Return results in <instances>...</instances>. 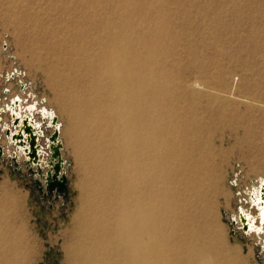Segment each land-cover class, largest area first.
<instances>
[{
  "label": "bare ground",
  "instance_id": "bare-ground-1",
  "mask_svg": "<svg viewBox=\"0 0 264 264\" xmlns=\"http://www.w3.org/2000/svg\"><path fill=\"white\" fill-rule=\"evenodd\" d=\"M152 1L139 0L136 7L133 0L113 1L117 21H104L95 12L79 13L77 20L85 29L69 30L52 47L76 58L90 79L87 92L71 97L68 108L74 119L72 135L81 155L94 164V178L84 187L87 199L76 214L77 227L68 237L63 262L242 264L228 256L210 223L218 173L212 128L203 121L202 104L178 101L184 87L167 67L173 46L164 42L165 27L160 15L153 14ZM69 15L68 22L73 19ZM227 109L237 112L239 106L233 103ZM221 110L217 126L240 131L229 126L235 121ZM250 127L245 134L254 130ZM2 201L0 264H37L39 255L16 201ZM250 207L256 216L240 208L238 221L243 229V217L247 233L264 236V181L251 191Z\"/></svg>",
  "mask_w": 264,
  "mask_h": 264
},
{
  "label": "rangeland",
  "instance_id": "rangeland-1",
  "mask_svg": "<svg viewBox=\"0 0 264 264\" xmlns=\"http://www.w3.org/2000/svg\"><path fill=\"white\" fill-rule=\"evenodd\" d=\"M113 1L0 0V86L14 82L21 91V82L28 85L32 103L53 111L62 125L68 198L46 195L23 163L16 166L10 159L0 160V203L10 197L16 201L41 260L37 264H64V248L77 227L76 214L87 199L84 187L94 178V164L81 155L72 135L74 119L68 108L71 97L87 92L89 74L76 58L52 47L58 46L69 30L85 29L77 20L79 13L95 12L104 21H117L112 14ZM133 1L136 7L139 0ZM157 2L152 1L153 14L160 15L165 27L164 42L173 46L167 67L184 87V96L178 101L202 104L206 110L203 121L212 128L211 149L218 173L212 194L216 211L210 223L216 226L214 232L229 257L242 264H264V236L245 233L238 221L240 208L256 216L250 195L264 181V0ZM71 12L73 19L68 22ZM69 42L66 46L74 50ZM77 77L81 79L78 84ZM193 84L195 88H191ZM233 103L239 106L237 112L227 109ZM221 108L235 121L229 126L236 125L240 131L217 126ZM250 125L254 130L245 134ZM52 132L46 130L48 136Z\"/></svg>",
  "mask_w": 264,
  "mask_h": 264
},
{
  "label": "water",
  "instance_id": "water-1",
  "mask_svg": "<svg viewBox=\"0 0 264 264\" xmlns=\"http://www.w3.org/2000/svg\"><path fill=\"white\" fill-rule=\"evenodd\" d=\"M21 90L25 92L24 84H21ZM29 98H32L31 95ZM22 104L27 103L17 96L9 105L0 109L1 115L9 113L11 118V125L4 126L3 132L0 133V143L3 142L4 136L7 139L5 147L0 145V160L10 159L11 165L16 166L23 163L36 183L45 187L50 195L68 198L69 182L63 157L64 144L61 140L62 126L58 124L59 118L53 111L44 113L45 108H39L35 101L24 108ZM35 114L41 116V122L35 121ZM2 121L0 118V123ZM46 130L53 132L48 136ZM241 223L243 231L247 233L248 224L243 217Z\"/></svg>",
  "mask_w": 264,
  "mask_h": 264
},
{
  "label": "crops",
  "instance_id": "crops-1",
  "mask_svg": "<svg viewBox=\"0 0 264 264\" xmlns=\"http://www.w3.org/2000/svg\"><path fill=\"white\" fill-rule=\"evenodd\" d=\"M8 90L9 94L7 96H5L4 92ZM29 91L26 93H22L20 91V87L14 83H4L3 85L0 86V108L3 109L5 106L10 104V101L12 99H14L16 96H20L22 98V100L25 102V100H27L29 98ZM31 95V94H30ZM32 103V98L29 99L28 103L22 104V108L29 106ZM0 118L3 119V121L0 123L3 126L5 125H11V118L9 113L8 114H0ZM34 119L36 122H41V116L35 114L34 115ZM43 129L45 130V126L43 127ZM0 133H2V130L0 129ZM7 139L5 138V136L3 137V142L0 143L1 146L5 147L7 145ZM12 151V150H11ZM9 163V161H8ZM8 163H6V165L8 166Z\"/></svg>",
  "mask_w": 264,
  "mask_h": 264
},
{
  "label": "built area",
  "instance_id": "built-area-1",
  "mask_svg": "<svg viewBox=\"0 0 264 264\" xmlns=\"http://www.w3.org/2000/svg\"><path fill=\"white\" fill-rule=\"evenodd\" d=\"M14 75H15V74H13V76H14ZM21 84H24V83L21 82V83H20V86H21ZM24 85L26 86V90H25V92H26V91L28 90V89H27V88H28V85H26V84H24ZM6 92H8V94H9V91L6 90V91L4 92L5 96H7V95H6ZM21 92H22V90H21ZM25 92H22V93H25ZM16 97H17V96H16ZM16 97H15V98H16ZM29 99H30V98H28L27 100H25V102H24V101H23V102H24V103H28ZM12 100H13V99H12ZM12 100H11V101H12ZM11 101H10V102H11ZM1 126H2V127H1L0 129H1L2 132H3V127H4V126H3L2 124H1ZM5 126H7V125H5ZM8 126H9V125H8Z\"/></svg>",
  "mask_w": 264,
  "mask_h": 264
},
{
  "label": "flooded vegetation",
  "instance_id": "flooded-vegetation-1",
  "mask_svg": "<svg viewBox=\"0 0 264 264\" xmlns=\"http://www.w3.org/2000/svg\"><path fill=\"white\" fill-rule=\"evenodd\" d=\"M32 177H33V176H32ZM33 179H34V178H33ZM35 182H36V181H35ZM40 189H41V190H45V191L47 192V190H46L45 187H40ZM46 195H48L49 197L55 196V195H50L48 192H47Z\"/></svg>",
  "mask_w": 264,
  "mask_h": 264
}]
</instances>
